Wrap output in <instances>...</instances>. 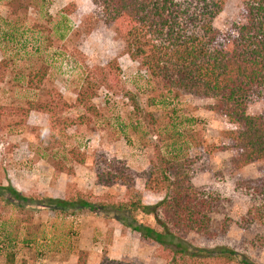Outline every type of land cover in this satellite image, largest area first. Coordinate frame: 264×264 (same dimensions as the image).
Listing matches in <instances>:
<instances>
[{"label":"rangeland","instance_id":"1","mask_svg":"<svg viewBox=\"0 0 264 264\" xmlns=\"http://www.w3.org/2000/svg\"><path fill=\"white\" fill-rule=\"evenodd\" d=\"M9 1L0 0V186L30 198L80 194L94 202L126 201L124 186L97 183L96 173L105 169L100 161L108 159L129 168L133 190L155 205L164 194L146 188L147 175H157L176 155L189 167L191 186L206 198L218 197L210 214L216 236L193 232L186 241L195 248L226 247L264 264V227L243 221L252 206L264 210V162L233 167L230 133L237 126L211 108L215 100L167 94L157 104L161 93L148 72L129 58L120 34L99 19L91 0H29L25 12ZM242 3L226 0L214 27L225 32L240 21ZM262 113L264 100L248 105V116ZM71 150L85 155L84 164L66 161L59 172L54 160ZM257 191L261 195L254 196ZM29 206L21 210L0 198V264H7L6 239L16 225L14 264H76L79 251L87 253V264H100L103 255L130 264L219 263L173 258L168 249L98 215ZM29 218L38 227L36 240L23 247Z\"/></svg>","mask_w":264,"mask_h":264},{"label":"trees","instance_id":"2","mask_svg":"<svg viewBox=\"0 0 264 264\" xmlns=\"http://www.w3.org/2000/svg\"><path fill=\"white\" fill-rule=\"evenodd\" d=\"M91 2L99 19L120 34L129 58L139 61L148 72L155 84L154 89L164 98L157 104H164L167 94H173V98L184 94L213 98L215 104L211 108L237 126V130L230 133L233 167L239 170L264 162V113L257 116L246 114L250 103L264 100V0H243L240 21L232 23L225 32L215 28L213 23L223 12L226 0ZM29 4V0L8 3L11 8L24 12ZM37 77L40 83L43 76ZM151 102V105L156 104L154 100ZM66 161L83 165L85 155L69 151L54 160L56 170L65 171ZM164 163L166 167L157 175L149 173L145 182L148 190L164 194L155 205L145 204L141 195L133 190L135 174L129 168L108 159L100 161L105 169L96 173L97 183L108 188L124 186L130 193L126 201L94 202L80 194L69 199L30 198L12 186H0V198L21 210L31 205L63 215L87 212L114 220L138 234L142 241L158 244L180 260L205 257L224 264H255L248 256L232 249L195 248L186 241L193 232L206 238L216 236L210 214L218 197L206 198L203 192L199 193L191 186L189 167L184 160L178 161L173 155ZM66 172L71 174V168L68 167ZM253 195L261 193L257 191ZM147 218L153 224H148ZM243 221L247 225L258 223L264 227V210H255L252 206ZM24 223L26 227L20 243L28 247L35 243L33 234L38 227L32 225L31 218ZM19 226L16 225L6 239L7 264L15 263L12 250L20 240ZM227 228L225 222L221 232H226ZM77 254L76 264H87V253L79 251ZM22 264L26 261L23 260ZM100 264L130 263L103 255Z\"/></svg>","mask_w":264,"mask_h":264}]
</instances>
